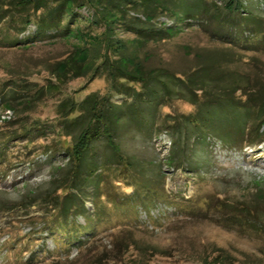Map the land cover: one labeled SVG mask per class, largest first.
I'll list each match as a JSON object with an SVG mask.
<instances>
[{
    "label": "rangeland",
    "instance_id": "obj_1",
    "mask_svg": "<svg viewBox=\"0 0 264 264\" xmlns=\"http://www.w3.org/2000/svg\"><path fill=\"white\" fill-rule=\"evenodd\" d=\"M159 3L165 12L152 24L176 32L145 47L151 53L145 67L175 68L179 74L197 63L200 50L230 49L236 59L232 67L238 70L204 87L212 97L244 89L254 73L264 74V0H239L238 11H229L230 0ZM176 15L181 18L177 22ZM231 16L239 21L248 17L252 25L233 23ZM34 30L33 24L24 30L18 22L0 24V264L30 262L34 250L30 264H95L96 259L98 264H206L203 259L219 249L237 264H264V124L251 109L229 100L193 104L189 96L201 93L190 92L174 76L166 79L172 95L157 108L142 105L145 123L125 118L117 125L115 147L102 133L95 135L89 153L106 165L68 191L83 211L78 222L89 220L92 230L80 236L83 243L54 250L46 224L63 218L51 217L56 213L52 200L61 201L67 192L58 188L69 175L70 150L64 147L71 148L78 133L66 134L56 106L67 94L82 100L109 89L106 78L91 76V70L70 81L64 95L44 96L30 107L23 103L32 99L23 84L38 88L54 81L46 62L63 60L73 45L80 58L89 52L80 34L54 43L43 38L15 43ZM112 99L124 105L125 97ZM198 114L209 119L210 129L193 122ZM116 150L128 165L115 161ZM229 215L242 218L243 225L228 220ZM129 240L156 250L145 256L132 247L117 259V244ZM41 249L55 252H36Z\"/></svg>",
    "mask_w": 264,
    "mask_h": 264
},
{
    "label": "trees",
    "instance_id": "obj_2",
    "mask_svg": "<svg viewBox=\"0 0 264 264\" xmlns=\"http://www.w3.org/2000/svg\"><path fill=\"white\" fill-rule=\"evenodd\" d=\"M230 2L232 3L229 5V11H238L241 7L239 0H230ZM83 7L92 10L90 14L79 12ZM163 8L159 0H0V24L18 22L23 30L28 24L35 26L33 32L28 33L21 40H15V43L28 45L36 38L54 43L57 38L68 39L80 34L89 49L86 58H80L78 49L73 45L72 50L63 60L46 62V70L54 77V81L50 80L46 85L38 88H32L29 83L23 84L21 88L32 98L23 103L30 107L35 105V100L38 101L44 96L55 93L64 95L70 81L86 76L91 70H93L91 76L106 78L109 89L106 94L92 93L82 100H75L67 94L56 106L57 115L63 118L62 128L66 134L69 135L68 133L74 130L78 133L71 148L69 145L64 147L70 150L68 170L70 176L65 177L58 188L67 192L61 201L52 200V202L56 201L53 208L56 213H52L54 215L51 217L55 219V215L61 214L63 218L58 224L53 220L46 224L47 232L54 239L56 247L54 250L64 251L69 244L83 243L80 236L92 230L89 220H85L83 224L78 222L76 217L83 215V211L75 204L73 195L68 191L72 184L88 180L89 175L96 171L97 167L106 165V161L97 164L98 159L89 153L94 147L95 135L98 132L102 133L105 135L107 145L111 148L115 147V142L112 140L113 132L117 125L124 124L121 122L122 119L129 118L130 123L132 121L136 125H142L145 123V119L142 118V105L147 104L149 108H157L165 98L172 95L166 79H172L174 76L190 92L199 91L198 93H201L197 96L199 98L189 96L195 105L200 101L229 100L234 105L242 104L251 109L256 121L264 124V74L254 73L253 78L248 80V87L233 88L230 92L223 93L221 97L213 96V98L210 92H204V87L208 83L219 80L227 75L228 71L231 73L230 70H238L237 66L232 67L236 59H233L234 54L230 49L212 47L200 50L196 55L197 63L191 69L179 74L176 73L175 68L170 70L161 66L153 69L145 67L146 60L151 58V53H146L145 47L152 41H164L176 32L172 27H158L152 24L151 20L156 18L160 11L165 12ZM169 12L176 14L172 10ZM186 16L190 18L192 14L187 13ZM230 18L233 23L252 25L248 17L241 18L240 21L234 16ZM174 19L177 22L181 18L176 15ZM98 27L103 28L100 32H93V29ZM128 33L133 34L132 37L127 38L125 34ZM158 86L162 92L159 91ZM237 92L239 94L235 98ZM114 95L125 97L124 105L113 101ZM242 97L244 100H241ZM208 121V118L199 114L193 117V122L198 123L202 128L210 129V126H207ZM114 157L117 162L129 164L117 150ZM65 181L70 184L67 185ZM230 219L243 225L244 221L239 216L229 215L228 220ZM126 241L117 244L115 254L117 259L132 247L145 256L153 249L156 250L152 246L141 245L136 240ZM54 250L41 249L36 252L44 254L48 251L55 252ZM35 255L34 250L30 262L25 264L32 263L31 260ZM203 261H207L206 264H237L234 256L222 249L216 250L211 258L206 257ZM94 263H100V259H96Z\"/></svg>",
    "mask_w": 264,
    "mask_h": 264
}]
</instances>
